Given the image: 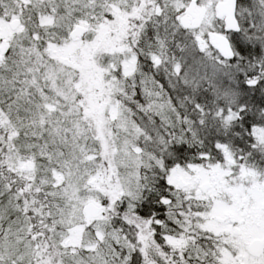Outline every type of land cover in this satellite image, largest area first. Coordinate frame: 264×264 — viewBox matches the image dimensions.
Wrapping results in <instances>:
<instances>
[{
  "label": "snow or ice",
  "instance_id": "6c2138e0",
  "mask_svg": "<svg viewBox=\"0 0 264 264\" xmlns=\"http://www.w3.org/2000/svg\"><path fill=\"white\" fill-rule=\"evenodd\" d=\"M0 264H264V0H0Z\"/></svg>",
  "mask_w": 264,
  "mask_h": 264
}]
</instances>
